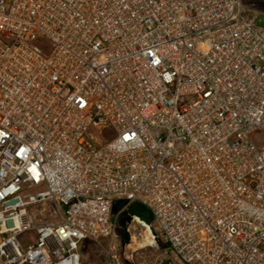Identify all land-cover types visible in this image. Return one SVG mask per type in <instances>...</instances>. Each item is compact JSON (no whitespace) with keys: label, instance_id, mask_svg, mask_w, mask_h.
Instances as JSON below:
<instances>
[{"label":"built area","instance_id":"built-area-1","mask_svg":"<svg viewBox=\"0 0 264 264\" xmlns=\"http://www.w3.org/2000/svg\"><path fill=\"white\" fill-rule=\"evenodd\" d=\"M259 15L245 0H0V264H83L89 241L133 264L118 233L133 202L166 243L153 264H264Z\"/></svg>","mask_w":264,"mask_h":264},{"label":"rangeland","instance_id":"rangeland-1","mask_svg":"<svg viewBox=\"0 0 264 264\" xmlns=\"http://www.w3.org/2000/svg\"><path fill=\"white\" fill-rule=\"evenodd\" d=\"M245 3L251 4L252 7L260 12L257 22L259 25L264 26V0H245ZM41 43L45 50L49 47L47 41L42 40ZM98 135L101 134L98 133ZM259 136H264V133L256 131L254 133V138L256 139V141ZM258 144L262 146L264 145V142L259 141ZM39 188L41 187H36L33 189V191H36ZM47 221L48 219L46 218V216L44 214L39 215V212L34 218L35 225ZM126 231L128 232L129 238L128 240L123 241V235ZM118 233L119 239H121V242L124 243L122 254L124 255L125 252L128 254L132 253L133 264H153L165 255L166 243L155 224H152V226L149 228L148 226L138 222L135 219L128 222L126 226H122L119 217ZM28 236H32L34 238L35 231L31 230L24 233L21 237L22 241H24L25 243L28 242L27 240H25ZM147 238L153 240V243H146ZM82 252L83 264H109V259L103 247L93 241L87 242L82 248ZM167 262L168 260L164 259L162 264H167Z\"/></svg>","mask_w":264,"mask_h":264},{"label":"water","instance_id":"water-1","mask_svg":"<svg viewBox=\"0 0 264 264\" xmlns=\"http://www.w3.org/2000/svg\"><path fill=\"white\" fill-rule=\"evenodd\" d=\"M125 203V200H119L114 204V212L117 211V209ZM128 216L125 219L120 220V223L122 226H126V221L131 220L134 217H138L140 220H142L144 223L147 224V226L150 228L152 226L153 222V213L152 211L143 203L140 202H133L128 206L127 209ZM128 232L126 231L123 235V241L128 240Z\"/></svg>","mask_w":264,"mask_h":264},{"label":"bare ground","instance_id":"bare-ground-1","mask_svg":"<svg viewBox=\"0 0 264 264\" xmlns=\"http://www.w3.org/2000/svg\"><path fill=\"white\" fill-rule=\"evenodd\" d=\"M134 218H135L138 222H140V223H142V224H144V225L147 226V224L144 223L142 220H140L138 217H134ZM145 242H146V241H145ZM146 243H148V244H152V243H153V240L147 238V242H146Z\"/></svg>","mask_w":264,"mask_h":264},{"label":"flooded vegetation","instance_id":"flooded-vegetation-1","mask_svg":"<svg viewBox=\"0 0 264 264\" xmlns=\"http://www.w3.org/2000/svg\"><path fill=\"white\" fill-rule=\"evenodd\" d=\"M128 216V212H124V213H122L121 215H120V220H122V219H125L126 217ZM131 220H129V221H126V224L128 223V222H130ZM126 228V227H125ZM124 228V229H125Z\"/></svg>","mask_w":264,"mask_h":264}]
</instances>
